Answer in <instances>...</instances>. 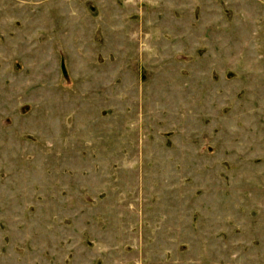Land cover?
<instances>
[{"label":"rangeland","instance_id":"374dc122","mask_svg":"<svg viewBox=\"0 0 264 264\" xmlns=\"http://www.w3.org/2000/svg\"><path fill=\"white\" fill-rule=\"evenodd\" d=\"M0 264H264V0H0Z\"/></svg>","mask_w":264,"mask_h":264}]
</instances>
